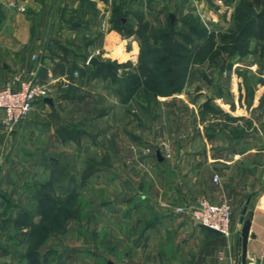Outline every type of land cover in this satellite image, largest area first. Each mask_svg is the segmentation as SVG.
Returning <instances> with one entry per match:
<instances>
[{"label": "crops", "instance_id": "0c3cea01", "mask_svg": "<svg viewBox=\"0 0 264 264\" xmlns=\"http://www.w3.org/2000/svg\"><path fill=\"white\" fill-rule=\"evenodd\" d=\"M135 1L127 0L126 5L132 6ZM87 3L93 7L92 19H88L90 15L85 13L88 11ZM118 3L119 0H0V88L14 78H24L31 71L35 72L39 82L55 86L52 99L39 104L38 114L33 118L26 116L14 131L21 134L38 131L42 139L45 137L48 142L45 147V144L42 145L43 149L38 155L34 154L38 157L35 160L38 168L44 170L47 160L52 167L58 168L61 163L57 159L44 157L48 150L75 149L82 139L87 143V139L94 137L80 127L81 118L83 116L94 121L100 115L102 126L97 149L103 159L100 164L109 165L111 155L128 153L134 158V163L147 167L146 174H141L136 182L105 180L106 187L135 185L139 194L135 195L134 201L133 198L118 199L115 206L110 199L100 203L103 210L99 211V216L107 225L117 226L119 235L111 238V254L108 253L107 258L99 254L100 261H105V264H264V41L250 37L243 55L228 57L229 66L223 70L218 68L220 81L216 97L220 99L225 89L228 90V80L235 69V57L250 58L247 65L249 75L259 77V81L245 89L241 86L235 88L237 92L240 91L239 102L245 107L243 113L236 112L234 101L219 104L212 96L210 104L221 112L224 119H216V125H223L227 130L209 132L204 127L206 120L200 115L209 100L197 102L183 97L176 102L171 95L163 98V103L157 101L155 107L160 112L153 121L164 117L162 109L174 105L182 109L185 120L193 116L200 128L195 134H177L171 138L169 145L165 142L169 138L164 133L165 138L162 137L160 143L152 142L146 136H135L123 126L125 107L130 105V100L124 102L116 98L110 104L106 99L98 102L91 90L95 85H101L98 80L90 78L84 82L81 78H73L74 71L70 77V61L79 68L89 65L90 70L105 64L107 60L136 61L138 45L133 37L115 30L103 34L99 31L101 19L106 18ZM152 3L148 2L143 10H148ZM77 18L82 21L77 22ZM71 19L75 21L72 23ZM96 31L100 32L98 39L94 35ZM81 41L89 44V54L83 60L82 54L77 57ZM95 50H100V57L95 55ZM32 56L35 57L34 61ZM91 57L100 63L86 64ZM222 74H227L225 82ZM64 79L71 80L69 85L73 86L69 98L63 95V90L69 86L63 87ZM184 89L178 93L179 97L184 94ZM83 91L88 97L79 100L78 96L85 95ZM241 106L237 107L240 109ZM246 110L249 111L248 115ZM1 118L0 112V128ZM118 125L119 129L116 128ZM63 127L70 129L73 136H76V130H83L80 143L67 139L61 132ZM88 143L91 146V142ZM137 155L139 160L136 159ZM214 175L219 178L217 183L213 182ZM25 182L30 181L26 179ZM41 183L42 186L44 182ZM13 193L10 191L8 194L11 196ZM203 197L214 202L228 200L231 204L228 236L194 226L187 214H177L169 208V205L196 203ZM247 202L248 208L241 222V212ZM127 204L130 205L129 209L124 211ZM245 224L248 230L246 237H243ZM104 229L106 232L107 228ZM91 256L98 258L97 254ZM75 263L72 257L65 262ZM95 263L99 264L97 260Z\"/></svg>", "mask_w": 264, "mask_h": 264}, {"label": "rangeland", "instance_id": "374dc122", "mask_svg": "<svg viewBox=\"0 0 264 264\" xmlns=\"http://www.w3.org/2000/svg\"><path fill=\"white\" fill-rule=\"evenodd\" d=\"M126 2L127 0H119L118 6L122 7L121 14H127L126 18L128 19H131V15L135 14L141 21L140 27L136 17H134L131 20L132 26L129 28L125 27L127 26L124 23L125 20L123 22L124 33L127 30H132L133 35L129 37H133L138 45L137 59L134 63L132 61L117 62L106 59V63L108 62L112 65L101 71H96L94 75L92 74L91 80L96 79L101 85H98V87L95 85L94 89L91 90L94 91V99L98 102H101V99H106L110 104L116 98L117 100L124 99L126 102L130 100V105L125 107L124 111L123 126L125 129L135 134V136H138L137 134L146 136L148 140L156 143L162 137L165 138L164 133L170 139V141L169 139L167 140L168 142L165 141L169 145L172 141L171 138L179 133L195 134L197 128H200L195 118L189 116L185 120L182 109L169 104L172 106L165 110L162 109L164 117L161 120L156 119L153 121L160 112L155 107L157 101L160 100L162 102L163 98L169 97L161 96L168 88L164 84L155 85L159 96L154 98L150 91L147 94L143 93V86L133 92L126 89L125 85L123 89L124 81H132L134 83L140 81L142 83L150 78L137 69L141 52H149L148 56H146L149 66L156 68V72L160 71L161 65L155 62L154 53L156 51L163 53L168 43L160 37V33L172 32L178 40H181L180 36L182 34L192 39L194 36L192 26L197 22L198 25L204 26L205 34L214 33L215 39L220 42L221 39L218 37L224 35L232 25V15L237 0H136L129 7ZM148 2L153 3L148 10H143V6L148 4ZM153 6L155 8H151ZM92 11L91 9L85 11L86 14L90 15L88 19H92ZM111 15L112 10L106 15L107 19L103 18L100 21L99 31L102 34L114 30L110 28ZM74 19H71L72 23L76 20ZM78 21L81 22L82 20L77 18ZM102 25H105V28H102ZM198 28H201V26ZM99 31L94 32L97 39ZM88 47L89 44L81 41L80 47H77L79 49L77 57L82 54V60L85 59L84 57L89 54ZM187 48L190 57L189 63L191 62L189 65L190 69L183 86L185 89L182 97L178 96L179 92L172 95L176 102L179 98L184 97V99H193L197 102L209 100L210 104L212 96H214L219 104L234 101L236 112H245V107L241 106L239 102L240 91L238 90L237 92L235 88L241 86L245 89L247 88L246 86L259 81V77L256 74H254V78L249 75V69H247L249 66L247 67V65L250 64V58L235 57L233 59V67L235 69L232 70L228 80V90L225 87L224 96L220 99L216 97L220 73L218 66L211 63V60H213L211 58H215L212 57L215 51L210 49L209 43L205 40L194 41L190 46L187 45ZM94 53L98 56L101 52L100 50H95ZM203 58L204 60L201 61ZM221 58L223 59V57ZM32 60H35L33 56ZM184 64V60L183 62L182 60L178 62V65L182 66V68H184ZM128 75L129 77L135 75L139 80L137 78H128ZM222 75L225 82L227 74ZM84 82H86V79H84ZM149 86L150 88L153 87L151 84ZM51 87V92L47 97L34 102L32 110L27 115L28 118H33L34 115L38 114L39 104L52 99L55 86L51 84ZM120 89L123 90L122 94H119ZM233 89L234 91H232ZM84 92L86 93V91H83V94H85ZM89 95L91 96V94ZM139 104H142L143 107H140ZM239 105L241 110L238 108L240 107ZM210 108L214 107L211 106ZM126 110L129 111L127 112ZM214 112L209 110L201 112L200 118L206 120L204 127L209 132L227 130V127H223V125L217 127L216 119H224L221 118L222 115L220 113ZM246 114L248 115L249 111ZM95 119L91 121L87 117L82 116L81 118L82 124L80 127L83 130H88L94 137L87 139L88 142H91V146H89L88 142H85V139H82V143L79 146L76 145L75 149L48 150L44 157L50 156L53 159H57L61 164L58 168H54L47 160V166L44 170L38 168L35 162L38 157L34 154L38 155V152L43 149L42 145L45 144L44 147L47 145V139L45 137L42 139L41 134L35 130L21 134L14 131L16 126L13 129H8L3 125L1 119L0 264H35L36 261L38 262L37 264H65L71 257L75 259V264H94L96 260L99 264L100 262L105 264V261H100L99 254L107 258V254H111L109 250L112 245H110L111 238H116L119 235L117 226L107 225L101 215L99 216V211L102 212L103 210L100 207V203L110 199V201H113V206H115L114 204L118 199L125 200L129 198V200H132L133 198L134 201L136 200L134 198L135 195L138 194L134 184H131L134 187L124 186V188H121L119 185L118 187H106L105 180L113 179V181H117L123 179L124 181L129 180L131 183L136 182V179L141 174H146L147 167L134 163V158L128 153L117 156L116 154L111 155L108 159L109 165L100 164L103 159L100 158L97 149L99 148L98 136L100 135L102 122L100 115ZM147 119H149L148 123H146ZM112 124L114 125V122ZM220 124H224V122ZM114 126H112L113 132L116 131ZM119 126H116V128L118 127L119 129ZM5 136L8 138H5ZM10 136H12L11 139H9ZM44 136L46 135L44 134ZM136 159L139 160V155H137ZM90 164L95 169L84 183L81 179L82 173ZM26 179L32 183H26ZM41 181L44 182L42 186L40 185L42 184ZM10 191L14 192L11 196L8 194ZM37 192L45 196L48 195L54 200L43 198L44 202L39 201L36 195ZM71 194L73 195L72 197H70ZM129 206L127 204L124 211H127ZM176 207L178 206L169 205V208L173 209V211ZM42 213L46 216H43ZM2 224L5 225L2 226ZM104 227L107 228L108 233H106L107 231L105 232V229L103 230ZM72 248L81 250L73 251ZM93 254H97L99 260L95 256L90 257Z\"/></svg>", "mask_w": 264, "mask_h": 264}, {"label": "trees", "instance_id": "16d2710c", "mask_svg": "<svg viewBox=\"0 0 264 264\" xmlns=\"http://www.w3.org/2000/svg\"><path fill=\"white\" fill-rule=\"evenodd\" d=\"M87 9H93L90 3H87L86 5ZM121 8L118 5L113 7L112 15L110 18V28L114 29L116 31L121 32L122 34H126V36L133 35L132 30L124 33V26L123 22L127 24L125 27L132 26V19L136 17L137 22L139 23V26L141 25L140 18H137L135 14L131 15V19L126 18L127 14L125 13L121 14ZM145 24V23H144ZM143 24V25H144ZM170 24V23H169ZM171 25V24H170ZM195 26H201V28L195 27ZM141 27V26H140ZM193 30V38L190 39L187 36H184L182 34L180 37L181 40H178L175 38L174 33H160L161 36L165 41H167V46L164 49L163 53H160L156 51L154 53L155 55V62L158 63L160 66V71L156 72V68H151L148 64V59H146V56H148V53L141 52L139 56L138 61V67L137 69L142 72V74H146L148 77V80L146 82H128L124 81V84L122 88L129 89L130 91H136L140 86H143V93L147 94L149 91L152 93L153 97L159 96L157 87L155 85L164 84L166 88H168L161 96H171L174 93H178L183 89V86L185 84V80L187 78V74L189 73L190 69V57H189V50L187 48V45L190 46L192 42L194 41H201L205 40L209 43L210 49H213L215 52L211 58L213 64L217 65L220 70L226 69L229 66L228 63V57H231L234 54L243 55L248 48V42L250 37H254L257 40H263L264 41V0H237L236 6L234 8V12L232 15V25L225 32L224 35L218 37L220 42L217 41L216 36L214 33L205 34L204 26L196 22L195 25L192 26ZM134 31V30H133ZM147 52V51H146ZM223 57V59L221 58ZM221 58V59H220ZM220 59V60H216ZM184 60V68L182 66L178 65V62ZM204 58L201 60L203 61ZM70 63V77L72 76V72L78 73V78L81 79H90L92 76L96 73V71H101L102 69H106L112 64L105 63L101 66H96L94 69L90 70V66L87 68H79L77 65H74L72 61ZM181 67V68H180ZM182 69V70H181ZM93 74V75H92ZM132 77L127 76L128 78L136 79L135 75H131ZM139 80V78H137ZM151 84V87L149 86ZM73 86L69 85L67 89L63 90L64 97L69 98L70 92L72 91ZM123 90H119V94H122ZM88 94H85L83 96H78L77 98L79 100H83L86 98ZM72 97V96H71ZM122 101L126 102L124 99H121ZM212 106L211 104L207 103L205 105L204 111H212L214 113H220V111L217 110V108H210ZM213 107V106H212ZM203 111V112H204ZM62 134L65 135L67 139L73 140L75 143H80V136L84 134L83 130H76V136H73L71 133V130L68 128L63 127L61 130ZM94 166L88 165L86 169L82 173V181H85L88 179L92 173L94 172ZM38 196L39 201L44 202V199L47 200H54L48 197V195H44L41 193H36ZM72 197V196H70ZM44 198V199H43ZM53 198V197H52ZM40 202V204H42ZM55 202V201H54ZM56 206V205H55ZM54 206V207H55ZM53 207V208H54ZM52 209V208H51ZM55 212V211H54ZM43 214V213H42ZM45 214H43L44 216ZM46 216V215H45ZM212 231V230H211ZM38 262L36 261L35 264Z\"/></svg>", "mask_w": 264, "mask_h": 264}, {"label": "built area", "instance_id": "2783aa9c", "mask_svg": "<svg viewBox=\"0 0 264 264\" xmlns=\"http://www.w3.org/2000/svg\"><path fill=\"white\" fill-rule=\"evenodd\" d=\"M102 28H105V25H102ZM88 61L89 59L86 63ZM77 77L78 73L74 72L73 78ZM70 83L71 80L64 79L63 87L66 88ZM51 88V83L39 82L35 78L34 71L29 72L24 78H14L11 83L0 88V112L3 125L8 129L17 126L30 113L34 102L47 97ZM218 180V176L214 175L213 182L217 183ZM174 211L181 215L187 214L194 226L207 228L225 236L230 234L232 208L228 200L214 202L203 197L195 204L178 206Z\"/></svg>", "mask_w": 264, "mask_h": 264}, {"label": "water", "instance_id": "95a60500", "mask_svg": "<svg viewBox=\"0 0 264 264\" xmlns=\"http://www.w3.org/2000/svg\"><path fill=\"white\" fill-rule=\"evenodd\" d=\"M100 62L95 58V57H91L88 61V64L90 65H95V64H99ZM249 202V201H248ZM248 202L247 204L243 207L242 209V212H241V218H240V221L243 222L244 220V215L247 211V208H248ZM247 230H248V225L245 224V226L243 227V231H242V234H243V237H246V234H247Z\"/></svg>", "mask_w": 264, "mask_h": 264}]
</instances>
